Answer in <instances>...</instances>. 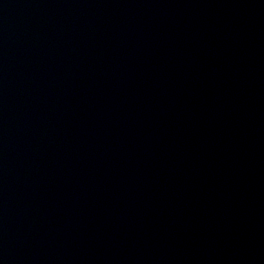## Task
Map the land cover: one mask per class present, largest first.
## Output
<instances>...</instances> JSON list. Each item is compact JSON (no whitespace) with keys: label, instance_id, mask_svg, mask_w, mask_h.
Segmentation results:
<instances>
[{"label":"water","instance_id":"95a60500","mask_svg":"<svg viewBox=\"0 0 264 264\" xmlns=\"http://www.w3.org/2000/svg\"><path fill=\"white\" fill-rule=\"evenodd\" d=\"M0 264H264V0H0Z\"/></svg>","mask_w":264,"mask_h":264}]
</instances>
